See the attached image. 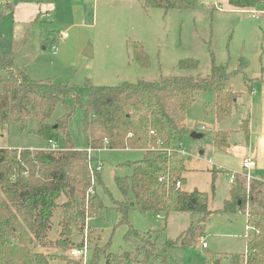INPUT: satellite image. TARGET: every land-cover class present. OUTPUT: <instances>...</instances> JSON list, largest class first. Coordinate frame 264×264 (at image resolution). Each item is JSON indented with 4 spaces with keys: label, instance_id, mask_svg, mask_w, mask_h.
<instances>
[{
    "label": "rangeland",
    "instance_id": "obj_1",
    "mask_svg": "<svg viewBox=\"0 0 264 264\" xmlns=\"http://www.w3.org/2000/svg\"><path fill=\"white\" fill-rule=\"evenodd\" d=\"M253 11L233 8L228 0H199V6L193 10L167 12L161 8L146 9L143 0H0V50L12 53L36 80L72 85L84 103L90 97L87 82L114 86L126 80H155L189 73L206 77L214 65H226L231 73L229 87L239 94L237 101L230 113L219 120L215 91L198 92L189 109L187 125L191 132L203 133L204 137L197 139L189 134L184 138L186 160L191 168L186 173L185 188L208 192L214 213L193 245L169 248L171 264H230L231 255L246 252L247 241L255 234L246 213L224 211L225 201L230 198L231 176L236 173L243 177L249 172L243 166L244 157L254 158L257 167L251 174L264 181V4L255 10L257 13ZM60 31H67L68 37H62ZM136 40L144 43L149 54L148 68L133 59L132 43ZM89 44L92 56L84 54ZM188 59L194 64L191 70H185L181 63ZM241 59L246 66L239 67ZM251 85L253 93L249 91ZM65 108L59 104L51 121L63 115ZM246 122L248 130L242 125ZM69 125L77 147L89 151L91 167L95 169L102 163L94 184L105 205L101 214L85 219L83 232L82 221L74 219L75 211L70 210L68 215H73L74 227L71 238L75 244L87 240L86 262L96 245L109 242L113 253L130 252V245L123 238L127 226L117 225L119 214L114 201L124 196L116 177L130 175L131 168L126 163L141 159L144 152L89 148L87 118L82 107L76 109ZM36 126L33 117L27 131L12 124L0 134V147L45 148L49 142L30 132ZM215 134L223 136L224 142L227 138L228 146H217ZM60 202H66V197ZM64 215V207L60 206L53 217V241L60 237L58 223ZM129 221L137 229L151 233L158 246H164L189 228L191 214L172 212L158 216L156 212L144 213L133 207ZM90 231L92 236H88ZM201 239L207 241L208 248L202 247ZM74 248L79 246L37 245L32 251L46 256L47 264H66L63 257H72L70 252ZM100 264H104V255Z\"/></svg>",
    "mask_w": 264,
    "mask_h": 264
},
{
    "label": "trees",
    "instance_id": "obj_2",
    "mask_svg": "<svg viewBox=\"0 0 264 264\" xmlns=\"http://www.w3.org/2000/svg\"><path fill=\"white\" fill-rule=\"evenodd\" d=\"M228 4L241 10H259L264 0H228ZM143 5L166 12L193 10L199 0H143ZM141 43H132L133 59L148 68L150 57ZM191 61H181L185 70L194 67ZM242 64L246 66L243 59L239 67ZM236 71L239 73V68ZM230 75L226 65H214L206 77L189 73L155 80H126L114 86L87 82L90 97L84 103L72 85L36 80L12 53L0 50V134L12 124L27 131L33 117L37 126L30 132L48 142L55 141L59 148L52 149L50 144L39 150L0 147V264H47L46 256L33 254L37 245L83 247L86 239L75 244L71 238L73 215L68 212L74 209V219L82 221L83 232L85 219L101 214L105 208L95 190L89 151L79 149L70 132L69 124L78 107L86 113L89 148L141 149L144 155L126 163L131 168L130 175L116 177L124 196L114 201L119 214L117 225L127 226L123 238L130 245V255L113 253L109 242L96 245L87 262L67 255L63 259L66 264H100L104 255V264H171L169 248L193 245L214 213L208 192L185 188L190 169L179 150L184 147L185 136L191 133L187 115L196 94L209 90L215 91L216 118L221 120L228 115L239 97L229 87ZM249 91H253V85ZM59 104L65 105V112L52 122ZM242 125L248 130V122ZM214 139L217 146L228 145L227 138L224 142L220 134H215ZM240 175L232 183L224 211L246 213L255 234L248 239L246 252L231 255L230 264H264V181ZM62 197H66V202H60ZM60 206L65 215L58 223L60 237L53 241V217ZM133 207L144 213L188 212L191 223L177 240L158 246L151 233L130 223ZM88 236H92V231Z\"/></svg>",
    "mask_w": 264,
    "mask_h": 264
},
{
    "label": "built area",
    "instance_id": "obj_3",
    "mask_svg": "<svg viewBox=\"0 0 264 264\" xmlns=\"http://www.w3.org/2000/svg\"><path fill=\"white\" fill-rule=\"evenodd\" d=\"M253 12L257 13L255 10H254ZM61 36L64 37V38L68 37V32H66V31L61 32ZM203 129H204V127H203ZM151 133L154 134V131H151ZM105 143H108V140H107V139H105ZM49 144H50V146L52 147V149H55V150H56V149H59V148H58V145H57V143H56L55 141L50 140V141H49ZM179 151H180V154H181L182 156H186V155H187L186 150H185L184 147L181 146ZM256 165H257V164H256V161H254V160H252V159H250V158H244V160H243V166H244L246 169H248V171H249L247 174H245V176L247 177L248 180H251V179L253 178V176H252V174H251V171L255 169ZM90 170H91L92 176H93V178H94V177H95V174L101 172V170H102V163L100 162V164H99L95 169H93V168L91 167V164H90ZM237 175H238V174L235 173V174H233V175L231 176V178H230V182H231V183H234V182H235V180H236V178H237ZM177 186L180 187V186H181V183L178 182V183H177ZM249 227H250V226H249ZM200 242H201V244H202V246H203L204 248L208 247V243H207V241H204V240L201 239ZM87 253H88V245H87V242H86V244H84L83 247H81V248H74V249L70 252V254H71L73 257H79V258H82L84 261H86L85 259L87 258Z\"/></svg>",
    "mask_w": 264,
    "mask_h": 264
},
{
    "label": "water",
    "instance_id": "obj_4",
    "mask_svg": "<svg viewBox=\"0 0 264 264\" xmlns=\"http://www.w3.org/2000/svg\"><path fill=\"white\" fill-rule=\"evenodd\" d=\"M84 54L89 55V56H92L93 55V51L91 49V45L90 44L85 48ZM190 135H191V137L197 138V139L204 137V134L203 133H200V132H197V131H192L190 133ZM129 255H130L129 252H124V256L128 257Z\"/></svg>",
    "mask_w": 264,
    "mask_h": 264
},
{
    "label": "crops",
    "instance_id": "obj_5",
    "mask_svg": "<svg viewBox=\"0 0 264 264\" xmlns=\"http://www.w3.org/2000/svg\"><path fill=\"white\" fill-rule=\"evenodd\" d=\"M61 32V31H60ZM62 32H64V31H62ZM67 32V31H66ZM61 34V33H60ZM67 38V37H66ZM136 41H138V40H136ZM140 42H142V41H140ZM143 43V42H142ZM144 44V43H143ZM18 63V62H17ZM19 64V63H18ZM20 65V64H19ZM253 91H254V89H253ZM253 91H251L252 93H253ZM236 101H237V99H236ZM204 127V126H203ZM203 127H202V129H203ZM190 129V128H189ZM220 146H223V147H225V146H228V145H220ZM184 147H185V145H184ZM185 150H186V148H185ZM187 153V152H186ZM204 152L202 151L201 152V154H203ZM244 158H250V159H252V160H254V158H251V157H244ZM210 161H211V159H210ZM255 161V160H254ZM257 164V163H256ZM187 166H188V163H187ZM256 167H257V165H256ZM255 167V168H256ZM191 169V168H190ZM256 170V169H255ZM231 183V182H230ZM232 184V183H231ZM213 214V213H212ZM166 215V214H165ZM169 215V214H168ZM168 215H166V216H168ZM158 216H161V213H159L158 214ZM200 242V241H199ZM200 244H201V242H200ZM202 245V244H201ZM203 247V246H202ZM208 247H209V244H208ZM208 247H206V248H208ZM204 248V247H203ZM206 248H204V249H206Z\"/></svg>",
    "mask_w": 264,
    "mask_h": 264
}]
</instances>
